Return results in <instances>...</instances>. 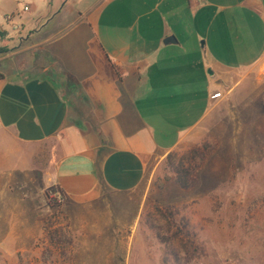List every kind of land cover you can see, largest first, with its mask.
Masks as SVG:
<instances>
[{"label": "crops", "instance_id": "crops-1", "mask_svg": "<svg viewBox=\"0 0 264 264\" xmlns=\"http://www.w3.org/2000/svg\"><path fill=\"white\" fill-rule=\"evenodd\" d=\"M81 4L0 0V264H56L28 226L23 199L46 196L15 182L29 166L15 143L59 140L50 182L65 199L138 196L213 94L264 60V0Z\"/></svg>", "mask_w": 264, "mask_h": 264}, {"label": "rangeland", "instance_id": "rangeland-1", "mask_svg": "<svg viewBox=\"0 0 264 264\" xmlns=\"http://www.w3.org/2000/svg\"><path fill=\"white\" fill-rule=\"evenodd\" d=\"M235 78L236 86L213 94L207 116L188 137L150 167L138 196L65 199L50 182L59 140L15 143L29 161L28 172L15 168V182L28 179L22 193L46 196L23 199L28 226L43 231L37 244L45 262L163 264L164 246L149 224L166 226L167 214L178 210L174 221L184 218L204 251L191 264H264V60ZM179 163L192 169L195 186L176 183Z\"/></svg>", "mask_w": 264, "mask_h": 264}, {"label": "trees", "instance_id": "trees-1", "mask_svg": "<svg viewBox=\"0 0 264 264\" xmlns=\"http://www.w3.org/2000/svg\"><path fill=\"white\" fill-rule=\"evenodd\" d=\"M4 48H0V52H4ZM176 183L183 189L195 186L196 181L191 183L189 176L192 169L189 170L181 163L175 168ZM178 210L169 212L168 217L172 219L168 221L166 226L156 227L149 224L150 229L154 232L155 237L164 246L163 264H191L196 258L203 256V248L197 241L196 235L189 228V223L184 218L179 222L174 221V215H178ZM163 231L164 233H162ZM180 241V245L176 246L173 241Z\"/></svg>", "mask_w": 264, "mask_h": 264}, {"label": "water", "instance_id": "water-1", "mask_svg": "<svg viewBox=\"0 0 264 264\" xmlns=\"http://www.w3.org/2000/svg\"><path fill=\"white\" fill-rule=\"evenodd\" d=\"M170 40H171V38L166 39V40H165V43H166V42H169ZM208 73L211 74L210 71H208Z\"/></svg>", "mask_w": 264, "mask_h": 264}, {"label": "built area", "instance_id": "built-area-1", "mask_svg": "<svg viewBox=\"0 0 264 264\" xmlns=\"http://www.w3.org/2000/svg\"><path fill=\"white\" fill-rule=\"evenodd\" d=\"M28 8L27 7H24V10H27Z\"/></svg>", "mask_w": 264, "mask_h": 264}]
</instances>
